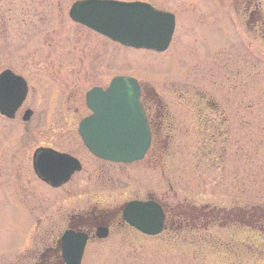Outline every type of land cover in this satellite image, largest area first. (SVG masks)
<instances>
[{
	"label": "rangeland",
	"instance_id": "obj_1",
	"mask_svg": "<svg viewBox=\"0 0 264 264\" xmlns=\"http://www.w3.org/2000/svg\"><path fill=\"white\" fill-rule=\"evenodd\" d=\"M8 1L0 0V19L6 9L31 7L32 0ZM51 1L66 13L75 0ZM116 1H140L176 14L172 42L164 53L121 48L105 40L97 49L107 68L104 84L110 73L133 76L163 97L171 116L164 117L162 138L170 128L171 143L153 163L119 167L112 192L93 190L95 176L87 173L77 175L67 191L52 194L40 187L24 191L19 172L6 174L12 180L0 178V264H29L32 257L23 255L24 247L34 256L42 245H51L63 229L65 213L95 202L117 208L126 199L142 197L144 190L170 205H193L199 222L193 230L174 233L177 223L169 219L166 232L153 238L115 225L106 240L87 246L83 264H264V230L258 233L264 217L251 227L228 217L207 225L200 215L211 208L264 210V39L247 31L240 0ZM1 27L0 55L11 49V43L4 45ZM205 101L217 104L204 109L192 104ZM3 189L8 194L14 190L15 199H2ZM80 189L99 198H77ZM23 193L33 202L19 204ZM52 198L71 202L60 211L49 204ZM186 217L189 221L188 213ZM35 222L38 229L33 230Z\"/></svg>",
	"mask_w": 264,
	"mask_h": 264
},
{
	"label": "flooded vegetation",
	"instance_id": "obj_2",
	"mask_svg": "<svg viewBox=\"0 0 264 264\" xmlns=\"http://www.w3.org/2000/svg\"><path fill=\"white\" fill-rule=\"evenodd\" d=\"M8 2L6 0V3ZM262 2L240 0L239 4L246 19L247 31L264 39ZM30 6H13L15 7L13 12L6 9L4 12H8L0 19L4 45L8 46L11 43L9 52L0 55V178L12 180L11 177H6V174L19 172L21 189L29 191L40 187L51 191L52 194L67 191L72 187L71 184L77 175L87 173L88 177L91 174L95 176L97 186L93 190L112 192L113 188H117L115 177L119 167L144 162L153 163L156 156L162 152L161 148L166 147L171 129L167 127L164 138L162 134L164 127L166 128L164 117L171 116L170 112L161 96L154 95L149 87L139 82L138 78L127 76L137 79L140 85L139 102L146 123L152 131V145L157 153L153 158V153L150 155L149 151L146 158L132 164L113 163L91 155L78 133L79 124L92 115L87 106V96L95 90H106L111 80L119 75L110 76V73L106 75L107 82L103 83L105 76L103 70L107 68L103 66L101 51L97 50L103 48L101 36L72 23L62 7L56 6L54 1L32 0ZM228 13L231 15L230 7ZM10 29L14 31L12 36L8 32ZM192 104L196 109H204L207 106L215 108L217 103L205 101ZM91 160L98 163L96 167L91 165L93 163ZM71 162L78 169L72 171L64 182L57 185L44 181L43 176L40 177L35 172V165L41 167L43 172L49 173L48 171L52 170L48 177L58 181L63 177L62 174L73 167ZM93 168L97 169L94 173L91 172ZM147 169L157 172L149 166ZM160 176L159 174V178ZM103 178L106 180L102 181ZM89 185L91 186V183ZM79 192L77 198L84 201L99 198L96 194H86L81 189ZM146 192L144 190L142 197L124 200L117 208L95 202L80 210L65 213L67 218L65 222L63 221V229L51 245L48 247L42 245L34 256L30 255V249H26L25 246L23 255H29V260L32 257L29 264H64L59 238L64 231L71 230L87 236L80 262L83 264L87 246L103 241L95 237L99 227L108 229V237L115 225L128 229L120 217L123 205L131 201H151L158 205L162 212L165 211L166 203L168 209L164 214L166 215L168 211L170 222L173 217L178 216L179 219L186 217L187 213L193 221L198 219L197 211L194 209L189 210L188 207L179 205L181 203L170 205L164 199L154 200L149 197L150 191L147 194ZM23 195L25 197L21 202L16 199L19 204L33 202L27 193ZM15 196L14 190L9 194L6 189L1 191V198L4 200L15 199ZM70 202L62 198H52L49 204L55 205L60 211H65L63 207L68 206ZM175 209L182 214H174ZM28 217L33 216L28 214ZM109 217L114 219L110 221ZM165 218L167 221V215ZM35 224L36 222L33 230L37 226ZM166 225L168 227V224ZM11 264L18 262L12 261Z\"/></svg>",
	"mask_w": 264,
	"mask_h": 264
},
{
	"label": "water",
	"instance_id": "obj_3",
	"mask_svg": "<svg viewBox=\"0 0 264 264\" xmlns=\"http://www.w3.org/2000/svg\"><path fill=\"white\" fill-rule=\"evenodd\" d=\"M68 15L71 21L110 41L135 49L164 52L174 31L172 14L140 2L77 1ZM139 94L136 80L129 77H115L106 90L88 94L87 106L92 115L79 124L78 133L92 155L116 163H131L143 158L150 144V133L139 104ZM72 166L58 181L48 177L52 170L43 172L35 165V172L43 176L44 181L57 185L78 169L73 163ZM122 219L145 236L158 235L163 228V214L151 201L127 203L122 210ZM106 236L107 229L99 227L96 237ZM85 243V234L65 231L61 237L64 263L80 264Z\"/></svg>",
	"mask_w": 264,
	"mask_h": 264
},
{
	"label": "trees",
	"instance_id": "obj_4",
	"mask_svg": "<svg viewBox=\"0 0 264 264\" xmlns=\"http://www.w3.org/2000/svg\"><path fill=\"white\" fill-rule=\"evenodd\" d=\"M154 144H155V141H154ZM155 149L156 148L153 146L152 150H151L154 155H155V153H157V150L155 152ZM233 211H234V209L229 210V212H226V211L222 210L221 213H223V214H220V217H238V215L235 212H233ZM239 212H240L239 213V217H260V218L256 219L255 221L247 220L245 226L249 225V226L253 227L255 224H257V220L261 221L262 220L261 218L264 217V212L263 211H256L255 209L252 210V211L247 212V208H243V209H240ZM215 217H219V216L213 215L211 213V215H206V220L215 222ZM235 220L236 219L234 218V221ZM262 225L264 226V220L262 222ZM190 227H192V226H190ZM262 229H264V228L263 227H259L258 231H260ZM258 233H260V232H258Z\"/></svg>",
	"mask_w": 264,
	"mask_h": 264
}]
</instances>
